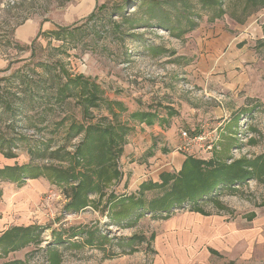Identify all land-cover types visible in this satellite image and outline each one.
<instances>
[{
  "label": "rangeland",
  "instance_id": "374dc122",
  "mask_svg": "<svg viewBox=\"0 0 264 264\" xmlns=\"http://www.w3.org/2000/svg\"><path fill=\"white\" fill-rule=\"evenodd\" d=\"M6 166L0 264H264V0H0Z\"/></svg>",
  "mask_w": 264,
  "mask_h": 264
},
{
  "label": "trees",
  "instance_id": "16d2710c",
  "mask_svg": "<svg viewBox=\"0 0 264 264\" xmlns=\"http://www.w3.org/2000/svg\"><path fill=\"white\" fill-rule=\"evenodd\" d=\"M164 25V23H163ZM68 86H62L61 90L63 89H66ZM94 131H101L100 129L96 128L94 129ZM102 132H103V135H108L109 136H106V138H103L102 140L101 139H96V138H93V143L95 144H98L99 142L102 143V145L104 143L107 144V146L105 148H103L102 146V149L100 148V151H101V154H100V158L98 159V162L99 161H102V157H104L106 154L108 153H111V152H115V151H121V148H119L118 146V141H119V135H120V130H115L114 129V126H111L109 128L107 127H104L102 129ZM104 132H107V134H105ZM117 147L119 149H117ZM101 159V160H100ZM21 169L19 168H16L15 166L11 167V166H6V167H3V168H0V176L3 177V178H8L12 181H15L17 183H22L23 179H24V175H22L20 173ZM35 172H38V171H34V172H30L28 175H27V178H35L36 177V174ZM203 181V180H202ZM207 184L201 182L200 184H197V190L195 188H193L192 190H195L193 192V195L192 194H180L179 196H175L174 195V192L171 194V200L173 203L175 204H180L182 205L185 201L188 202L189 201H194V202H197L199 199H203V197H209V194H205L207 192H209V190H207L206 188H202V187H205ZM213 186V185H212ZM210 186V187H212ZM177 193V192H175ZM192 193V192H191ZM185 202V203H186ZM185 206V205H184ZM180 207H183V206H180ZM31 226H13L10 231H5L1 236H0V246L2 247H8L10 246L11 248H16L20 245L19 243V239H22L21 236H13V233H12V230H28V228H30ZM9 247V248H10ZM8 248H5L4 250L6 251Z\"/></svg>",
  "mask_w": 264,
  "mask_h": 264
},
{
  "label": "crops",
  "instance_id": "0c3cea01",
  "mask_svg": "<svg viewBox=\"0 0 264 264\" xmlns=\"http://www.w3.org/2000/svg\"><path fill=\"white\" fill-rule=\"evenodd\" d=\"M27 25L28 24L22 25L17 29V37L19 40H27L34 34L36 26L34 24H31L30 26Z\"/></svg>",
  "mask_w": 264,
  "mask_h": 264
}]
</instances>
